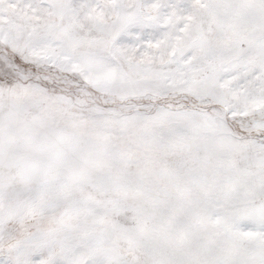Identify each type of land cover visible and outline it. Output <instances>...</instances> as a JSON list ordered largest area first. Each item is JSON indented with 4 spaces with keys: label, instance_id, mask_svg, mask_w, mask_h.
Instances as JSON below:
<instances>
[{
    "label": "snow or ice",
    "instance_id": "obj_1",
    "mask_svg": "<svg viewBox=\"0 0 264 264\" xmlns=\"http://www.w3.org/2000/svg\"><path fill=\"white\" fill-rule=\"evenodd\" d=\"M0 264H264V0H0Z\"/></svg>",
    "mask_w": 264,
    "mask_h": 264
}]
</instances>
